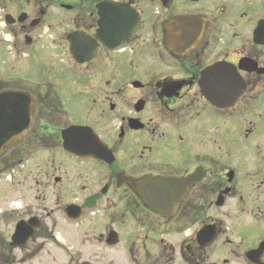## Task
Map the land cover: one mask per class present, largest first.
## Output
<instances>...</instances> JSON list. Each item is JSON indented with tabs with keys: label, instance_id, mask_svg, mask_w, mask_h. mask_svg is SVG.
<instances>
[{
	"label": "flooded vegetation",
	"instance_id": "1",
	"mask_svg": "<svg viewBox=\"0 0 264 264\" xmlns=\"http://www.w3.org/2000/svg\"><path fill=\"white\" fill-rule=\"evenodd\" d=\"M0 52L38 69L0 155L38 198L108 214L125 264H264V0H0Z\"/></svg>",
	"mask_w": 264,
	"mask_h": 264
},
{
	"label": "rangeland",
	"instance_id": "2",
	"mask_svg": "<svg viewBox=\"0 0 264 264\" xmlns=\"http://www.w3.org/2000/svg\"><path fill=\"white\" fill-rule=\"evenodd\" d=\"M2 55L0 52V92L5 87L3 82L11 81L12 86L14 82L36 78L38 69L34 66L31 71L13 68L9 80ZM2 164L3 161L0 162V264H81L84 261L125 264L122 245L110 248L102 240L112 227L108 214L87 215L71 222L65 217V209L73 203L72 199L38 198L34 179L40 172L39 162L30 161L24 167ZM32 216H37L42 224L36 236L26 247L11 249L9 243L16 224ZM45 224L53 228L54 234L48 232L50 238L42 241Z\"/></svg>",
	"mask_w": 264,
	"mask_h": 264
},
{
	"label": "water",
	"instance_id": "3",
	"mask_svg": "<svg viewBox=\"0 0 264 264\" xmlns=\"http://www.w3.org/2000/svg\"><path fill=\"white\" fill-rule=\"evenodd\" d=\"M33 119V106L31 98L21 92L9 91L0 93V154L10 145L22 139L29 131ZM157 182L147 183L153 186ZM164 186L165 183H158ZM159 200L164 201L165 192L156 193ZM145 202L156 211H161L159 208L150 204L147 197H143ZM164 207V205H163ZM80 209L76 206H69L66 210V216L69 219H78L81 216ZM40 226V221L37 218H32L29 221H20L15 229L14 235L11 238L10 246L12 248H20L27 245L35 233V228ZM109 244L114 246L117 244V237L110 236ZM89 264V263H83Z\"/></svg>",
	"mask_w": 264,
	"mask_h": 264
}]
</instances>
